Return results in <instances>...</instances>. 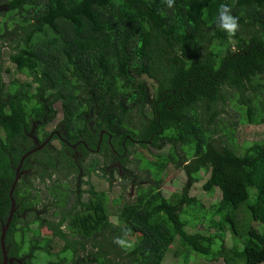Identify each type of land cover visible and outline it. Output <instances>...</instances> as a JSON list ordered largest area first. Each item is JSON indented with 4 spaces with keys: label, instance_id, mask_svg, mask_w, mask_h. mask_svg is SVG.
<instances>
[{
    "label": "trees",
    "instance_id": "trees-1",
    "mask_svg": "<svg viewBox=\"0 0 264 264\" xmlns=\"http://www.w3.org/2000/svg\"><path fill=\"white\" fill-rule=\"evenodd\" d=\"M2 4L0 240L16 168L24 154L48 140L32 154L31 163L23 160L26 168L35 169L18 184L14 198L29 193L27 204L34 207L41 196L31 193L32 179L44 185L52 180L45 186L53 196V214L97 243L88 254L92 264H163L169 253L179 264L197 257L205 258V264L264 263V229L251 226L253 221L264 225V140L238 143L243 126L264 130V0H175L171 8L167 0H0ZM222 4L238 18L235 33L218 27ZM4 73L23 74L24 79L13 77L9 83ZM56 103L64 117L47 131L57 115ZM101 138L97 155L107 163L120 158L126 164L122 154L138 149L170 147L168 163L157 155L149 162L157 168L156 187L139 186L138 196L120 205L118 225L111 221L106 190L97 183L83 213L71 191H64L79 173L67 153H76V144L85 153L88 147L96 150ZM55 140L58 146L52 144ZM101 162L80 163L83 176L96 172ZM170 163L184 169L188 181L180 194L167 197L161 185ZM201 171L209 173L203 189L221 193L207 210L190 194ZM242 210L248 214L244 221ZM192 211L209 225L205 231L188 226ZM33 223L19 227L20 241L16 219L11 223L6 240L14 253L43 242L49 255L73 247L65 242L66 234L43 236L40 220ZM230 231L232 247L225 240ZM57 237L64 242L61 249L54 245ZM1 258L0 246V263Z\"/></svg>",
    "mask_w": 264,
    "mask_h": 264
},
{
    "label": "flooded vegetation",
    "instance_id": "flooded-vegetation-1",
    "mask_svg": "<svg viewBox=\"0 0 264 264\" xmlns=\"http://www.w3.org/2000/svg\"><path fill=\"white\" fill-rule=\"evenodd\" d=\"M3 5L4 4L0 5V12L2 11ZM147 109L153 115L152 108L150 105L147 107ZM29 135L33 137L34 131L30 133ZM48 142L49 141L46 140L45 142H43V144H38V147L33 148L30 151H28L26 154H24L21 159V162L16 168V172H17L16 177H15L13 186L10 189L11 205H10L9 216H8L7 221L5 223H2L1 231L3 232V228L8 225V229L6 233V237H7L8 232L10 230L11 223H13L15 219L17 221V225H16V228L18 229L17 231H19V227H21L20 225L21 222L25 223L22 226H26L29 223L33 226L35 224L34 223L32 224V221L35 222V219H38L41 222L40 230L43 236H49V237L55 238L57 235L66 234V238L64 239L65 242L72 243L73 245L72 248H70L68 251L64 253H60V254L55 253L54 255H50L52 260H49L44 264H92L91 262H89L91 258L88 256V254H89V251H96L97 243H95L93 239H87L83 237L82 235L79 236L73 230H70L69 220L63 223L62 215H60L59 213L53 214L54 208L49 203V200L42 202V199H41V201H39V204L42 202L41 205L37 204L34 207H29L27 204V199H26V198H30L29 193H27L25 198L21 197L20 200H17L14 198V192L18 184H20L23 181H27L29 177H32L33 175L32 172L35 169V168L32 169L30 167L26 168L23 165V160L27 158L30 159L33 153H36L38 150L42 149V147L45 146ZM98 142H99L98 148L96 150L89 148L88 145L86 144V147H88V153H85L84 151H82L80 148V145L78 148L77 144L74 145V149L76 153H67V154H72L71 157H73V159L75 160V163L78 166L79 173L75 175L77 179L73 178L72 176L71 179H73V181L67 183V187L64 188V191H67V192L71 191L72 193L71 199L74 202L76 201L79 202L78 207H80L79 208L80 213H83V211H86L85 206L83 209L81 208L83 205L86 204L85 202H89V200L94 197L92 194V191H93L92 185H93L94 178L96 179L102 178L103 180H107L108 181L107 184L109 186H114L117 184L118 185L117 187H120L123 183H127V182L130 183V186H131L130 193L125 194L126 201L123 204L131 201V199L134 200L136 196H138L139 189H141L139 186L143 185L145 188L156 187L154 185L156 184V181H157L156 179L157 168L153 169L154 166L149 163L150 159L146 158V162H145V160L143 159V155H141L140 153H135V152L134 153H123L121 157H127L128 163L122 164V162L120 161V158L119 159L114 158L113 161H111L109 164V162L107 163L103 160V155H97L100 150L102 138ZM167 147H168V152H167L168 154H166V156H169L170 155L169 146L163 147L159 151H162L166 149ZM114 155H116L115 157L120 156L118 153H115ZM160 156H163V155H160ZM95 158L101 161L103 160L101 163L107 164V165H101L99 166L100 168L96 170V172L92 171L90 174L83 176L84 171L80 163L87 165L89 161ZM31 159H30V163H31ZM161 186H162V192H163V184ZM100 190L102 191L103 189L101 188ZM48 195L51 198L53 197L52 195L49 194V192H48ZM106 196L108 197V193ZM107 206H108V202H107ZM12 211H13V215L11 217ZM31 215H33L34 218H30ZM38 223L39 222H36V225H38ZM53 224L55 225L54 228L52 227ZM113 224L118 225L119 220L117 219L116 223L113 222ZM19 234H21L20 231H19ZM1 236H2V233H1ZM105 238L108 239V237H105ZM61 239H62L61 237H57V240H56L58 241L57 244L59 245L60 249L64 245V242ZM0 243H1V240H0ZM0 246L2 250V258H1L0 264H3L4 255H3L2 243ZM11 246H12V243L10 244L6 240L5 247L7 250V258L9 259V261L7 262L8 264H34L32 260L35 256H37L34 246H32V251L30 253H26L25 255L24 253H21L20 251H17V254L14 253ZM40 248L41 246L40 247L38 246L36 248V251ZM43 248H44V251L49 255L47 248L46 247H43Z\"/></svg>",
    "mask_w": 264,
    "mask_h": 264
},
{
    "label": "rangeland",
    "instance_id": "rangeland-1",
    "mask_svg": "<svg viewBox=\"0 0 264 264\" xmlns=\"http://www.w3.org/2000/svg\"><path fill=\"white\" fill-rule=\"evenodd\" d=\"M5 56L7 57V52L4 53ZM17 76H13V73L9 74V73H4V78L7 82L11 83L12 78L16 77L19 80H21L23 77V74H16ZM55 110L57 111V115L56 118L52 121L49 122V124L47 125V131H53L55 130L59 123L61 122V120L64 117V110L63 107L61 105V103H56L54 105ZM238 143L240 145H243V143L246 141L252 142V141H258V140H264V130L263 128H259L258 126L249 128V126L245 125L243 126V128L239 129V135H238ZM55 146H58V141L55 140L54 143H52ZM101 149V147H100ZM138 152L143 155V159L146 162V158L147 159H154V155L159 156L163 155L161 157L162 163H168V160L166 159V154H168V147L162 151L156 150L154 148L152 149H138ZM159 160V159H158ZM103 161V160H102ZM110 164V163H109ZM102 165V163H101ZM153 169H156L155 167H153ZM209 177V173L202 171L201 172V180L196 183L190 194L192 196H196L197 199L201 200L202 203L204 204L205 210H207L209 208L210 205L216 203L218 200H220L221 198V193L220 191L216 190L214 195H210L208 194L204 189H203V184L204 182L207 180V178ZM188 181V176L186 174V171L184 169H177L174 164L170 163L167 167V170L165 171L164 174V181H163V192L164 195L167 197H170L171 195L173 196L174 193H179L182 190L183 186L186 184V182ZM53 181L47 179L45 185L49 186L51 185ZM95 183L98 184V186L100 187V189L103 187L104 190H106V192L108 193V210L110 213V217L112 222L117 221L118 219V213L120 211V208L122 206H120L121 204H123L126 200H125V194H129L130 193V183H123L120 187H117L118 185H114L112 186V189H109V185L107 184L108 181L107 180H103L102 178H94ZM32 184L33 187L31 188V193L34 195L37 192H39V195L41 196L40 199H42V202L51 199V197H49L48 195V189L47 187L43 184L40 183V180L37 178H33L32 179ZM136 191V190H135ZM132 198V197H131ZM133 200V199H131ZM42 202L39 204L41 205ZM245 208V206H243ZM191 216H194L188 223V226L195 228V229H199V230H203L205 231L206 228L209 227V225L207 224L206 221H204V218L201 217L200 215H197L198 217H200L199 219L196 218L195 216V212L192 211ZM48 215V214H47ZM240 217L241 220L244 221L245 218L247 217L248 219V214L242 210L240 212ZM30 218H34L33 215L30 216ZM184 219H186V215L184 216ZM252 219V218H250ZM119 220V219H118ZM253 221V220H252ZM24 222H21L20 225H24ZM252 227H255L257 229H259L260 231H263L264 229V225L259 223V222H255L253 221L251 224ZM250 227V225L248 223L245 224V228ZM50 233V232H49ZM18 240L20 241L21 239V235L18 234ZM243 239L246 238V236H240ZM132 239L128 240V245H130L134 239L133 237H131ZM226 244L228 245V247H232L235 243V237H233L231 231L227 232L226 234ZM58 243V241L55 240L54 245H56ZM47 243L43 242V244H39V245H26L23 248H21V253H30L32 251V246H34V249H36L38 246L40 247H44ZM39 251V252H38ZM37 253V256H35L32 260V262L34 264H44L51 259V256L48 255L45 251H43L42 249H39L37 251H35ZM33 252V253H35ZM196 254V253H195ZM205 258H201V257H197L195 259H192L191 262L189 264H205ZM163 264H179L178 259L173 255V254H167L166 259L164 260ZM208 264H226L224 260H220V262H213V263H208ZM264 264V263H262Z\"/></svg>",
    "mask_w": 264,
    "mask_h": 264
},
{
    "label": "clouds",
    "instance_id": "clouds-1",
    "mask_svg": "<svg viewBox=\"0 0 264 264\" xmlns=\"http://www.w3.org/2000/svg\"><path fill=\"white\" fill-rule=\"evenodd\" d=\"M174 2L175 0H167L168 7H173ZM238 26V18L231 15V10L227 4H222L219 11L218 27L226 30L229 33H235V31L238 29Z\"/></svg>",
    "mask_w": 264,
    "mask_h": 264
},
{
    "label": "water",
    "instance_id": "water-1",
    "mask_svg": "<svg viewBox=\"0 0 264 264\" xmlns=\"http://www.w3.org/2000/svg\"><path fill=\"white\" fill-rule=\"evenodd\" d=\"M13 215V211L11 212V217ZM8 225L3 228L2 236H1V243H2V249H3V255H4V263L3 264H8L7 262L9 259L7 258V250L5 247L6 244V233H7Z\"/></svg>",
    "mask_w": 264,
    "mask_h": 264
}]
</instances>
